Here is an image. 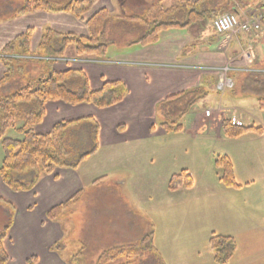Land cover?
Segmentation results:
<instances>
[{"label": "crops", "instance_id": "obj_1", "mask_svg": "<svg viewBox=\"0 0 264 264\" xmlns=\"http://www.w3.org/2000/svg\"><path fill=\"white\" fill-rule=\"evenodd\" d=\"M23 1L0 0V13L4 16V19L0 20V98L21 84L15 83L16 79L7 74V66L2 61L5 47L18 36L31 30L30 50L37 52L47 29L58 34L55 41L57 48L61 47L60 39L63 35L88 37L90 34L85 21L69 12L37 11L17 15ZM194 1L198 0H98L92 11L86 15V19L100 9H107L109 18L102 30L108 39L115 40L108 48L115 50L114 59L119 66L150 70L168 69L175 75L173 94L199 89L204 91L202 97L205 100L209 96L212 97L215 92L223 101L243 100L245 103L244 101L254 98L257 102L259 97L255 93H237V89L241 88L243 80L248 75L264 72V0H199L197 8L206 11L207 16L188 24V14L184 13L185 18L180 20L179 25L168 26L158 32L157 43L146 46L133 44L149 30L147 22L144 21L145 17L157 12V9L170 10L182 4L191 5ZM229 12L236 14L240 21L253 16L260 17V28L235 33H218L213 25L214 20ZM70 45L65 48L62 57ZM71 48L69 50L75 54L71 58L82 59L77 57L76 50ZM21 59L25 60L28 67L30 63L36 62L39 74L64 71L48 65L56 60L55 58L31 60L21 56ZM224 65L230 66L228 75L235 81V86L233 89L220 92L217 89V69ZM83 73L85 74L84 71ZM120 77L122 78L118 80L122 82L128 79L126 76ZM76 81L79 83L81 77L73 78V85L78 88L80 85ZM87 81L90 87L88 78ZM228 96H231L230 100ZM231 109L229 116L227 114L229 108L225 107L212 110L210 116L196 113L195 129L197 125L208 126L217 139L222 140L224 120L236 117L248 125L244 120L246 114L242 116L241 109L235 106ZM83 127L87 128V135L90 137V124L87 121L73 127L72 134ZM13 130L10 129L7 136ZM15 137H19L18 133ZM0 145L2 148L1 141ZM97 149L90 156H94ZM223 155L231 157L229 153ZM3 157L4 154H0V167ZM81 162L75 168H55L50 174H40L34 188L28 191L13 190L0 177V206L6 216L0 231L7 222L10 223L3 243L9 256L6 264H29L27 261L32 257H35L32 264H73L74 259L83 258L86 250L92 251L90 246L93 242L96 250L89 263L97 264L103 252L112 248L138 245L150 233L153 236L152 244L155 251H148L146 255L138 257L134 264H156L157 260L160 264H222L214 259V253L210 248L209 238L212 235L230 236L236 241V252L226 264H264V192L248 194V189L252 186L261 184L262 187L264 179L261 178V182H257L252 178L251 162L246 163L244 171L241 169L239 172L237 166L233 164L238 187L226 186L219 176L218 183L216 182L218 192L213 187L214 194L207 193V196H211L207 201L210 205L208 209L206 204L188 203L184 208L187 212L182 224L163 226L162 230L159 226L161 223L157 222V216L165 218L167 214L173 213V207L162 205L156 207L150 202L143 203L139 196L128 191L117 193L121 204L126 203L130 206V212L136 216L137 222L129 227L127 221L125 223L119 220L116 225L107 227L106 230L102 226L101 229L106 234L101 235V238L88 237L87 231L91 227L94 214L88 206L86 207L85 202L92 195L90 200H95L97 195L89 190L101 181H98L99 178L90 182L81 171ZM246 174L249 175L245 176ZM20 178L27 180L28 175ZM124 184L125 182H122V185ZM76 194L79 195V200L76 206L67 208L68 213L60 214L54 219L47 217L50 209L69 201ZM238 197L242 199L243 208H236ZM205 198L206 195L201 201ZM239 209L243 211L238 212ZM71 213L82 214L86 228V236L79 239L81 246L75 252L67 250L65 246L66 239L72 241L75 229ZM121 222L124 225H120ZM163 223L165 224L164 221ZM66 230H69V233ZM90 241L92 243H89ZM115 261L120 260L117 257L108 263L114 264Z\"/></svg>", "mask_w": 264, "mask_h": 264}, {"label": "rangeland", "instance_id": "obj_2", "mask_svg": "<svg viewBox=\"0 0 264 264\" xmlns=\"http://www.w3.org/2000/svg\"><path fill=\"white\" fill-rule=\"evenodd\" d=\"M3 19L4 16L0 13V20ZM70 46L75 49L74 45ZM71 47L67 48L64 57L63 55L61 58L57 57L60 59L54 57L56 60L48 65L56 70L83 69L93 90L101 88L105 81H115L122 78L120 76L128 78L125 82L123 81L125 97L117 104L97 107L87 102L70 104L62 100H51L44 106L43 120L35 127L36 132L48 133L53 130L56 123L88 115H93L100 125L96 154L85 157L81 162V171L90 182L99 178L98 181H101L89 190L97 195L95 200H90L92 195L85 201L86 207L88 206L94 214H91V227L87 231L89 238L95 236V238H101V235L106 234L104 230L116 225L119 220L125 223L127 221L129 227L137 222L136 216L130 212V206L126 203L121 204L119 201L117 193L120 192H131L132 195L139 196L143 203L150 202L156 207L159 205L173 207V213L167 214L165 218L161 215L157 216V222L161 224L165 222L159 225L161 230L163 226L181 225L187 212L184 208L188 203L206 204L208 209L210 205L207 201L211 196H207V193L214 194L213 187L218 192L216 182L221 176V171L216 166L215 160L219 155L229 153L231 156L229 158L235 167L237 166L238 172L241 169L244 171L245 164L251 162L253 164L250 172L252 178L257 182H261V178L264 179V134L248 132L238 138H228L223 135L224 138L220 140L210 127L197 125L195 129L194 124L197 117L195 114H204L207 108L214 111L219 107L229 108V113L227 112L229 116L232 112L231 108L235 106L242 110L240 111L242 116L246 114L244 119L246 124L264 129V107L260 106L259 100L255 102L254 98H251L244 101L245 103L242 102L243 100L232 102L231 96H228L230 101L227 99L223 101L217 96L218 93L213 92V95L211 94L213 98L209 96L205 100L201 97L191 105L189 111L180 120L183 125L182 130L167 129L163 125L166 118L164 105L167 97L175 90L173 72L164 68L150 70L142 67L119 66L114 59L115 50L112 51L109 48L102 58H71L75 56L71 53L72 50H69L72 49ZM25 57L31 60L54 59L36 54ZM34 63H30L28 73L21 78L23 84L31 81L32 76L39 74L37 63ZM226 66L230 69L229 65L221 67ZM217 73L219 75V70ZM228 73L227 76H229ZM16 89L18 88L15 87L14 90ZM237 90V93H243L241 88ZM75 131L77 132L72 134L69 130L67 139L68 145L72 147V160H78L79 156L93 146L86 127ZM17 133L14 129L8 135L15 137ZM2 153L3 149L0 145V154ZM183 170L188 171L193 186L187 188L179 185L176 189L170 188L172 176L180 174ZM122 182L125 184L122 185ZM260 185L249 188L248 194L264 192V185L263 188ZM205 195V200L201 201ZM243 207L242 199L238 197L236 208ZM2 209L0 206V226L6 221ZM66 210L61 214L68 213ZM239 211L243 210L239 209ZM71 214L74 217L75 229L72 241L66 239L65 246L67 250L75 252L81 246L79 239L86 236V228H84L82 214ZM123 222L120 225H124ZM66 232L69 233V230ZM90 247L92 251L86 250L83 258L74 259L73 264H90L89 260L96 250L95 243L93 242ZM153 250L155 251L152 248L149 252ZM117 257L120 261H115L114 264H134L140 256L127 252ZM156 264H160L158 260Z\"/></svg>", "mask_w": 264, "mask_h": 264}, {"label": "trees", "instance_id": "obj_3", "mask_svg": "<svg viewBox=\"0 0 264 264\" xmlns=\"http://www.w3.org/2000/svg\"><path fill=\"white\" fill-rule=\"evenodd\" d=\"M98 0H24L17 10V15H24L37 11L69 12L78 19L85 21L90 32L88 37L75 34L61 36V47L55 46L58 34L47 29L37 52L30 50L32 31L18 36L4 49L3 63L7 66V74L13 76L15 83L21 82L18 89L0 98V141L3 148V160L0 167V177L8 187L16 191L32 190L39 180L40 174H50L55 168H75L88 155L95 152L98 147L99 124L94 117L88 116L75 120H65L56 123L53 130L48 133H39L35 127L41 123L45 115V104L51 100H62L70 104L91 103L97 107H109L117 104L125 97V87L120 80L105 81L101 88L92 90L82 70L67 69L64 71L42 72L32 76L31 81L23 84L21 78L28 73L29 67L21 56L38 55L42 57H61L65 48L72 44L79 58H102L108 46L115 40L108 39L102 30L109 18L107 9H100L86 19ZM198 1L182 4L170 10H158L145 17L149 30L140 39L133 42L142 46L158 42V32L162 28L179 25L180 20L188 14L187 23H192L207 16L206 11L197 8ZM147 18V19H146ZM179 22V23H178ZM81 77L76 81L80 86L73 85V78ZM243 93H255L259 97L260 106L264 107V72L248 75L242 82ZM204 95L203 90H189L172 94L165 101L163 125L167 129L182 130L180 120L189 111L191 105ZM87 121L90 124V138L92 148L79 156L78 160L71 159L72 147L68 145L69 130ZM16 129L19 137H9L7 132ZM222 132L228 138H237L248 132L263 134L262 127L254 125H234L231 119L224 120ZM216 166L221 171V181L229 187H238L234 174V165L227 155H219L215 160ZM28 175V179L20 176ZM179 185L187 188L193 186V181L187 170L178 175H173L170 180V188L176 189ZM79 195H75L69 201L62 203L47 213V217L54 219L64 210L78 202ZM10 229L7 222L0 231V264H6L9 256L4 248V240ZM152 233L146 235L138 245L130 247H117L102 253L97 264H105L116 258L119 254H134L143 256L153 248ZM210 248L214 253V259L226 264L236 252V241L233 237L212 235L209 238ZM35 257L29 258L32 264Z\"/></svg>", "mask_w": 264, "mask_h": 264}, {"label": "built area", "instance_id": "obj_4", "mask_svg": "<svg viewBox=\"0 0 264 264\" xmlns=\"http://www.w3.org/2000/svg\"><path fill=\"white\" fill-rule=\"evenodd\" d=\"M214 27L218 33H235L240 31H249L251 29H258L260 27V19L257 16H253L245 21H240L235 14L226 13L214 20ZM218 70V88L220 90L232 88L234 86V81L229 76H227V73L230 70L228 66L224 68H218ZM206 114L210 115L211 112L207 111ZM232 123L237 124L239 122L236 118H233Z\"/></svg>", "mask_w": 264, "mask_h": 264}]
</instances>
